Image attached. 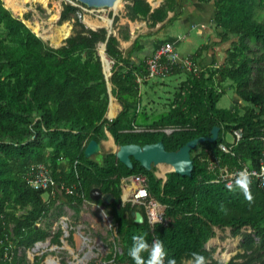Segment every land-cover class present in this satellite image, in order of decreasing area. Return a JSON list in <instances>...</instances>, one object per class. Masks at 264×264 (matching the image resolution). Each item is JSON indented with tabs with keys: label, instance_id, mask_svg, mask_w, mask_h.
<instances>
[{
	"label": "trees",
	"instance_id": "trees-1",
	"mask_svg": "<svg viewBox=\"0 0 264 264\" xmlns=\"http://www.w3.org/2000/svg\"><path fill=\"white\" fill-rule=\"evenodd\" d=\"M176 1L164 0L152 9L147 0H131L126 16L156 26L168 17ZM199 1L213 5L214 21L224 31L223 38L232 35L237 40L224 64L211 69L209 75L189 72L168 109L156 114L146 108L137 110L142 98L135 71L146 72V61L135 64L124 57L118 36L109 34L106 27H88L79 17L78 5L64 3L60 19H74L73 33L63 45L54 47L0 0V264H22L26 260V254H20L22 248L51 236L52 224L43 223L57 200L80 214L85 200L79 191L89 202L102 205L111 217L120 249L108 258L113 256L116 263L135 264L128 250L133 235L143 234L149 244L156 240L164 243L165 260L175 257L177 264L194 262L192 253L198 252L205 256L206 264H221L206 244L216 235V227H231L234 236L242 235V251L227 264H264V181L250 177V201L239 189H229L227 180L215 182L219 169H209L211 154L231 168L247 165L251 170L261 169L264 21H259L256 13L264 8V0ZM119 19L116 15L114 22ZM127 28L125 25L123 30ZM101 42H106V54L114 61L110 82L122 105L112 120L106 116L110 93L98 48ZM252 42L262 49L259 55L249 53ZM182 71L176 66L172 73ZM217 75L230 80L250 105L245 112L218 106L224 89L218 90ZM216 125L220 126L218 138L191 151L194 169L190 176L171 171L164 181L156 175V167L148 170L133 159L129 168L104 147L99 154L85 155L91 140H108V133L119 146L163 141L167 150L176 151L191 139L210 136ZM135 126L143 130L136 131ZM164 127L176 129L166 133L161 130ZM235 128H242L243 136L233 147L234 154L225 153L219 144L228 142L226 132ZM63 162L68 166L65 172ZM35 163L46 164L73 192L63 189L50 194L44 188H33L26 175ZM134 174L146 175L152 196L166 205V224L150 225L142 206L123 202L122 179ZM94 187L112 193L113 203L93 200L90 191ZM45 194L49 196L45 198ZM135 210L143 213L144 222H135ZM62 233L59 229L52 242L61 244ZM143 255L147 257L148 252Z\"/></svg>",
	"mask_w": 264,
	"mask_h": 264
},
{
	"label": "rangeland",
	"instance_id": "rangeland-1",
	"mask_svg": "<svg viewBox=\"0 0 264 264\" xmlns=\"http://www.w3.org/2000/svg\"><path fill=\"white\" fill-rule=\"evenodd\" d=\"M3 1L5 6H7L5 0ZM121 1L122 3L120 7H92L94 10L91 9V11L84 12V15L82 16L83 22L90 27L86 22V17L100 20L102 16H105L108 19L110 18L113 20L110 28H112L113 31H116L119 26L121 27L120 23L122 20L119 19L115 23L114 17L116 15H119L120 18L126 17V5L131 2V0ZM65 2L73 3L72 0H49L46 5L41 1L30 0L27 4H25V10L21 13L15 12L9 6L7 7L11 9L16 16L22 18L34 32L41 36L51 46L59 47L64 44L67 37L58 42H53L52 36L57 34L55 27L68 24L70 27V34H72L74 26V19L66 21H61L60 19ZM75 2L76 4H73L80 6L77 0H75ZM54 13H58L59 15V18L56 20L53 19ZM256 18L259 19V21H264V8L257 11ZM167 19L168 18L164 21L166 22ZM172 23L173 22L168 23L159 31L155 37V41L163 44L168 40L177 38L180 33H185L186 28L183 25ZM159 24L162 26V22ZM235 40H237V37L230 35L226 39L225 44H227L228 47H232ZM191 41V38L188 36L181 38L175 42L176 49L179 52L185 53V55L188 54L193 49ZM98 46L100 51V43ZM261 52L262 49L260 46L252 42L251 49L249 51L251 56L259 55ZM113 65L114 62L111 66L113 67ZM257 66L258 64L255 63L254 67ZM262 66L264 68V63ZM188 74L189 72L184 70L179 73H171L162 77H150L144 80L141 86L142 104L139 106V109L143 110V108H146L149 112L154 111L153 113L156 114L168 109V105L172 101L175 91L178 89L181 81L188 77ZM221 87L224 91L218 101L219 107L236 108L243 113L246 111L248 106H250L242 98V100H240L241 104L235 103L237 91L230 80H224ZM112 95L118 104V114V112L122 109V105L120 104L118 97L115 96L113 92ZM117 114L114 116H117ZM106 116L108 118L114 117L110 116L109 112H107ZM225 139L227 141H231L233 139L232 131L226 132ZM205 143L206 142H202L199 145H206ZM102 144L104 149L107 151H112L114 149L113 147L107 146L106 140H103ZM201 146H199V148ZM164 166L166 168L165 170H162L161 165L156 167V174L165 175V172L170 171V168L168 167L169 165ZM47 196H49V194H45V198H47ZM123 196L124 195H122V200L125 198ZM57 201V204L51 211L49 219H46L43 223L48 227L50 223L52 224L50 229L51 236L46 241L37 242L31 248H22L20 250V254H26V260L22 264H119L113 261V256L112 258H108L114 250H119L120 248L117 240L115 239L117 236L115 226L113 223L111 224V217L107 215L103 206L97 202L83 203L80 207V214H76L75 210L69 205L64 204L61 199L60 201ZM127 202L128 201L124 203ZM59 229L63 232L61 244L52 242V237ZM215 230L216 235L207 242L206 247L208 250H213L214 259L221 264H227L233 256L242 251L240 247L242 235L238 234L234 236L231 227H216ZM243 230L245 231L246 228ZM115 241L116 243L114 244ZM184 264H194V262L186 261Z\"/></svg>",
	"mask_w": 264,
	"mask_h": 264
},
{
	"label": "built area",
	"instance_id": "built-area-1",
	"mask_svg": "<svg viewBox=\"0 0 264 264\" xmlns=\"http://www.w3.org/2000/svg\"><path fill=\"white\" fill-rule=\"evenodd\" d=\"M72 1L76 4L75 0ZM77 2L80 5V11L78 13L79 17L81 18L84 15L85 11H91V9L94 10V8L89 7L84 3H81L79 1ZM176 66H183V69L195 75H200L204 71L202 66L195 59H181L180 54L176 49L175 43L173 41H166L158 46L155 51L146 59V72L143 73L137 70L135 71L136 80L140 88V94L141 86L144 80L150 77L167 76L172 73L173 69ZM218 90L221 91L222 87L220 86ZM139 106L138 110H140ZM112 119L113 118H110V120ZM175 129V127H164L161 130L165 131L166 133H170ZM135 130H143V127L135 126ZM232 133L233 139L231 141H224L219 144V148L225 153L234 154L233 147L237 145V143L242 138L243 129L235 128L232 130ZM159 165H157L156 167H158ZM209 169L211 171H216L217 169H219V173L214 179L215 182L220 180H227V182L234 181L235 177L241 170H246L249 173L250 177L255 176L264 181V153L261 159V169L258 171L251 170L247 165L242 169H238L236 167L231 168L228 164H221L220 159L213 154H211V158L209 160ZM170 171H173V168H170ZM168 172H165V175H156L166 181ZM26 179L33 188H44L46 190H49L50 194H55L57 191L63 189H65L66 192L70 193H72L74 190L73 187L66 184L65 180H57L54 177L52 170L44 163L32 164L27 170ZM79 185L80 184H78V186ZM79 195L85 200L84 203L89 202V200L86 199L85 193L83 191H79ZM122 195H124L123 197H125L123 198L124 202L128 201L133 205L136 204L144 208L147 220L150 225L154 226L155 224L159 223L166 224V205L152 196L149 180L146 175L134 174L128 177H123Z\"/></svg>",
	"mask_w": 264,
	"mask_h": 264
},
{
	"label": "crops",
	"instance_id": "crops-1",
	"mask_svg": "<svg viewBox=\"0 0 264 264\" xmlns=\"http://www.w3.org/2000/svg\"><path fill=\"white\" fill-rule=\"evenodd\" d=\"M149 1L152 9H154L160 6L164 0ZM167 18L166 22H162V26L159 23L156 26H150L146 19L133 21L127 16L120 18L122 20L120 23L121 27L119 26L114 33L120 41L122 55L135 64H139L140 62L145 63L146 59L161 45L155 41L156 35L165 25L173 22L172 24L183 25L186 31L185 33H180L177 38L168 41L175 43L186 36L192 40V51L186 55L178 51L181 59H195L207 75H209L211 69L225 63L231 47L225 44L226 40L223 38L224 31L216 26L214 7L211 3H203L199 0H177L174 9L169 11ZM125 25L128 27L127 30H123ZM179 67L183 69V66ZM215 77L221 86L223 82L221 76L217 75ZM240 100L242 99L237 94L235 103L241 104ZM108 135L109 138L113 137L110 133ZM64 164L66 163L63 162V172L68 167ZM162 170H164L163 167Z\"/></svg>",
	"mask_w": 264,
	"mask_h": 264
},
{
	"label": "water",
	"instance_id": "water-1",
	"mask_svg": "<svg viewBox=\"0 0 264 264\" xmlns=\"http://www.w3.org/2000/svg\"><path fill=\"white\" fill-rule=\"evenodd\" d=\"M77 1L84 3L89 7L106 8V7H114L115 2L117 0H77ZM99 27L100 26L96 28L93 27L91 28L97 29ZM101 27H106L108 29L109 34L114 33V31L112 30V28H110V26L102 25ZM70 35L71 34H69L67 37H69ZM100 46L101 48L99 53L101 55V60L103 62L104 73L106 79L108 80V88L110 93V103H109V107H110L111 101L114 98L111 92L112 84L110 82V76L112 75L111 72L112 66H110L109 69L106 68L105 57L109 59V57L106 54V42H101ZM110 61L112 63L114 62L112 60ZM219 131H220V126L216 125L213 127L212 134L210 136H199L194 139H191L184 146H182L180 149L176 151L167 150L163 141H159L156 143H149L145 145H139L135 143L125 144L121 146L117 145V149H113L112 152H114L117 158L125 165H127L129 168L133 167V159H135L139 161L141 165L148 170H151L154 166L163 163V164L171 165L173 167V171L181 175L190 176L194 169V161L191 156V151L198 144L202 142L215 141L219 136ZM102 151H103L102 142L93 139L87 144L85 148V155L86 157H90L99 154ZM90 197L95 201L102 200L104 203L107 204L113 203L114 201V195L112 193H103L102 189L99 187H94L93 189H91ZM132 215L135 218V222L137 223L144 222V215L140 210L133 211Z\"/></svg>",
	"mask_w": 264,
	"mask_h": 264
},
{
	"label": "clouds",
	"instance_id": "clouds-1",
	"mask_svg": "<svg viewBox=\"0 0 264 264\" xmlns=\"http://www.w3.org/2000/svg\"><path fill=\"white\" fill-rule=\"evenodd\" d=\"M250 183L249 173L246 170H241L234 181L227 183V187L232 190L239 189L243 192L244 197L251 201L253 194L250 190ZM132 239L133 244L128 250V255L134 260L135 264H177L175 257H169L165 260L168 253L162 241L156 240L149 244L143 234H134ZM144 252H148L147 257L143 255ZM192 256L194 257V264H206V258L203 254L193 252Z\"/></svg>",
	"mask_w": 264,
	"mask_h": 264
},
{
	"label": "bare ground",
	"instance_id": "bare-ground-1",
	"mask_svg": "<svg viewBox=\"0 0 264 264\" xmlns=\"http://www.w3.org/2000/svg\"><path fill=\"white\" fill-rule=\"evenodd\" d=\"M29 1L30 0H5L7 6L11 7L12 10H14L15 12H19V13H21V12H23L25 10V4H27ZM37 1L44 2V4H46V5L49 2V0H37ZM151 1H154V0H151ZM121 3H122L121 0H117L115 2V6L114 7H120L121 6ZM58 18H59L58 13H54L53 14V19L56 20ZM85 19H86V22L89 24V26L90 27H93V28H96V27L101 26V25L110 26L111 25V22H112V20L110 18L108 19L105 16H102L100 20L99 19H91L89 17H86ZM55 30H56L57 34H55V35L52 36L53 42H58V41H60V40H62L64 38H66L70 34V27H69L68 24H64V25H62L60 27H55ZM102 49H103V47H102ZM110 62L111 61L105 57V64H106V68L107 69H109V67L112 64V62L111 63ZM109 108L110 109H109L108 112H109L110 116H114L115 114H117L118 104H117V102L115 101L114 98L112 99ZM106 144L109 147L113 146L114 149H117L116 148V145L117 144L114 142L113 137H110L108 140H106ZM162 167L164 168V170L166 169L163 163L161 164V168ZM168 167L169 168H173L170 165Z\"/></svg>",
	"mask_w": 264,
	"mask_h": 264
},
{
	"label": "flooded vegetation",
	"instance_id": "flooded-vegetation-1",
	"mask_svg": "<svg viewBox=\"0 0 264 264\" xmlns=\"http://www.w3.org/2000/svg\"><path fill=\"white\" fill-rule=\"evenodd\" d=\"M115 142V141H114ZM111 147H113V146H111ZM114 148V147H113ZM116 148H117V145H116ZM154 197V196H153Z\"/></svg>",
	"mask_w": 264,
	"mask_h": 264
}]
</instances>
